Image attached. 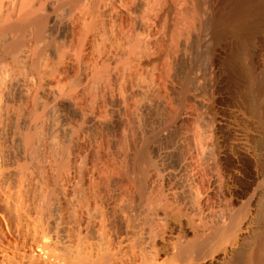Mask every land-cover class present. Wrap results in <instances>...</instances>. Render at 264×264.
<instances>
[{"label":"bare ground","instance_id":"6f19581e","mask_svg":"<svg viewBox=\"0 0 264 264\" xmlns=\"http://www.w3.org/2000/svg\"><path fill=\"white\" fill-rule=\"evenodd\" d=\"M200 4L0 0V264H264L242 220L255 162L180 108L203 90L191 61L171 76ZM152 57L171 90L143 128Z\"/></svg>","mask_w":264,"mask_h":264},{"label":"rangeland","instance_id":"374dc122","mask_svg":"<svg viewBox=\"0 0 264 264\" xmlns=\"http://www.w3.org/2000/svg\"><path fill=\"white\" fill-rule=\"evenodd\" d=\"M199 1L194 16L199 34H191V55L187 54L190 58L172 57L171 76L176 77L191 61L193 71L201 72L203 90L194 99L186 94L180 108L199 113L209 125L217 127L229 144H240L254 160L259 176L241 204L242 220L253 226L251 239L264 241V0ZM174 15L172 6L169 17L173 19ZM150 21L144 35L155 38L165 20ZM155 58L139 69L142 79L148 82L146 92L138 96L142 105L148 103L137 123L143 128L157 123L159 98L171 90L170 85L166 90L157 89V83L152 85L155 72L161 68L158 63L162 64L161 58ZM112 116L109 110L106 121ZM168 141L161 139L163 144ZM176 155L169 153L167 157L174 160Z\"/></svg>","mask_w":264,"mask_h":264}]
</instances>
